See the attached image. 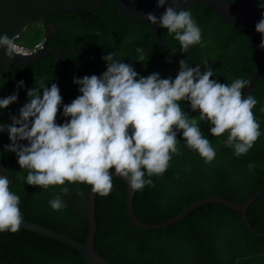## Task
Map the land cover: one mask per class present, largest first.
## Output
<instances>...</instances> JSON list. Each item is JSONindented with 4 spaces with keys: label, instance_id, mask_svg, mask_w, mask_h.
Segmentation results:
<instances>
[{
    "label": "trees",
    "instance_id": "1",
    "mask_svg": "<svg viewBox=\"0 0 264 264\" xmlns=\"http://www.w3.org/2000/svg\"><path fill=\"white\" fill-rule=\"evenodd\" d=\"M237 6V0H233ZM259 5L264 0H254ZM202 31V43L181 51L180 42L159 27L161 36L171 50L170 65L162 78L175 79L179 61L187 60L190 67L200 65L201 71L210 66L214 80L231 84L237 78L249 82L257 69L261 48L256 33L227 24L211 8L199 5L189 9ZM54 25V27H53ZM58 31V34L55 32ZM42 34L45 50L59 48L75 50L83 55L63 54L55 83L60 88L63 104H70L79 92L74 78L102 75L107 61L102 59L115 53L114 59L133 66L139 77L163 73L167 62L166 51L147 23H131L117 6L107 2L100 9L47 16L39 24L30 25L24 33ZM22 39V38H21ZM27 44H31L28 43ZM34 44V45H36ZM25 46V45H23ZM33 46V45H32ZM26 46L28 47H32ZM142 48L144 61L137 60ZM207 60L208 65H203ZM56 57L49 56L10 72L9 85L5 66L0 63V99L18 91V100L0 109V124H11V116L28 101L29 89L43 81L51 87ZM24 81L23 87H17ZM243 95L245 89L242 90ZM43 89H41V94ZM251 95L258 101L253 108L260 124L261 135L247 154L237 157L230 147L222 143L228 133L213 136L210 123L201 122L202 134L210 140L216 151L211 163H205L197 151L186 146L182 131H177L180 155H173L170 166L161 176H152L153 186L137 190L134 211L142 223L157 225L167 222L207 198H225L245 205L256 193L264 190V73L259 77ZM190 118L197 117L190 101H180ZM63 104L57 123L70 117L63 116ZM9 134L3 131L0 144V167L12 180L10 190L20 197L23 221L48 228L85 245L89 234V196L91 186L69 183L44 189L26 183L27 169H22L15 152L5 148L10 144ZM27 144V141H20ZM256 167L249 170L248 165ZM110 172H115L111 169ZM145 178H148L147 175ZM109 195L96 200L97 236L95 249L99 256L111 264H236L238 260L264 255V204L247 219L257 234L247 225L245 218L223 205L211 204L189 215L185 220L166 229L146 231L133 225L128 214V187L121 180L112 179ZM68 187L62 196L67 207L53 211L48 201ZM0 264H86L82 256L70 247L40 235L18 230L0 232Z\"/></svg>",
    "mask_w": 264,
    "mask_h": 264
},
{
    "label": "clouds",
    "instance_id": "2",
    "mask_svg": "<svg viewBox=\"0 0 264 264\" xmlns=\"http://www.w3.org/2000/svg\"><path fill=\"white\" fill-rule=\"evenodd\" d=\"M178 3V0H173ZM168 5L158 18L147 13V20L165 28L180 42L181 51L202 43V31L189 10L157 0L158 7ZM264 8V3L260 4ZM256 31L264 33V18L256 24ZM260 48H264L262 37ZM0 49L10 59L27 56L14 37L0 35ZM137 60L144 61L143 49ZM109 53L107 70L102 75L74 78L81 95L70 104H63L56 83L48 87L43 81L28 90V101L11 116V124H0V132L7 131L11 143L5 148L15 152L22 169H27L26 183L47 189L49 186L84 183L93 193L107 196L113 188L111 169L128 181L134 191L153 186L152 176H161L170 166L172 156L180 155L177 131L189 149L197 151L205 163H211L216 151L201 131L200 123L209 122L213 136L228 133L222 143L239 157L247 154L260 137V124L253 108L258 101L243 89L249 81L235 79L231 84L212 79L214 72L205 60L206 70L200 65L190 67L187 60L179 61L175 79L161 78L159 73L138 77L133 66L114 59ZM19 81L17 87H23ZM41 89L43 92L41 94ZM18 100V91L0 99V109ZM180 101H190L197 117L190 118ZM63 104V116L70 117L58 124L57 115ZM264 111V108L261 109ZM27 141V144L20 143ZM256 167L248 165L249 170ZM147 175L148 178H145ZM10 181L0 175V232H17L23 222L20 197L10 190ZM61 192L48 201L53 211L67 207Z\"/></svg>",
    "mask_w": 264,
    "mask_h": 264
},
{
    "label": "water",
    "instance_id": "3",
    "mask_svg": "<svg viewBox=\"0 0 264 264\" xmlns=\"http://www.w3.org/2000/svg\"><path fill=\"white\" fill-rule=\"evenodd\" d=\"M107 2L114 3L119 9L120 14L131 23L144 22L150 26L155 37L161 44L162 49L166 51L167 62L163 73L160 75L161 78L164 77L170 65L171 50L161 36L158 25L152 24L146 17L147 13H153L159 18L165 11L168 5L158 7L157 0H0V35L7 34L9 37L15 38L18 35L24 34V31H26L30 25L39 24L47 16L77 12L79 10L92 12L96 9H100ZM168 4L175 7L177 10L180 8L189 10L196 8L199 5L208 6L227 24L234 25L242 30L255 32L260 44L262 37H264V33L256 31L257 22L264 18V8H261L254 0H237V6L233 0H178V3H173V0H168ZM55 34H58V31H56ZM65 53L82 57L85 56L75 50L53 48L29 57L17 55L14 59L10 60L4 54V50L0 49V63L5 66L7 72V84L9 85L10 72L12 69L28 66L49 56H55L56 65L52 76V83H55L57 71L62 61L63 54ZM262 73H264V48H261V56L257 69L254 72L249 85L245 88L243 95L245 99L248 95H251ZM6 94L7 96L9 95V90ZM2 142L3 132H0V144ZM110 174L113 176L112 179L121 180L127 185L128 214L131 222L138 229L146 231L166 229L185 220L189 215L202 207L211 204H219L242 215L247 222L248 228L254 234H257L249 223L247 216L255 214L264 204V190L256 193L245 205L235 204L225 198H207L187 209L172 220L157 225H149L139 221L135 214L134 201L136 191L130 188L126 179L117 176L115 172H110ZM0 175L6 176L10 181V185L12 184V180L3 171L2 167H0ZM97 196L98 194L91 191L88 210L89 234L85 245L69 238L68 236L26 221L22 222L19 230H25L70 247L82 256L86 264H111L99 256L95 249V240L98 229L96 222ZM259 236L264 237V235ZM236 264H264V255L241 259L238 260Z\"/></svg>",
    "mask_w": 264,
    "mask_h": 264
},
{
    "label": "built area",
    "instance_id": "4",
    "mask_svg": "<svg viewBox=\"0 0 264 264\" xmlns=\"http://www.w3.org/2000/svg\"><path fill=\"white\" fill-rule=\"evenodd\" d=\"M21 38H22V34L16 36L14 39H15V42L18 45V47L21 48L23 50V52L27 53V56H24V57L33 56L35 54H38L40 52L45 51L46 40H44V41H42L40 43H37L33 47H28L27 48V47H23L22 45H20L19 40H21Z\"/></svg>",
    "mask_w": 264,
    "mask_h": 264
},
{
    "label": "rangeland",
    "instance_id": "5",
    "mask_svg": "<svg viewBox=\"0 0 264 264\" xmlns=\"http://www.w3.org/2000/svg\"><path fill=\"white\" fill-rule=\"evenodd\" d=\"M42 37H43V33L42 34H39V33H36V34H32V32H31V34L28 32V33H24V34H22V39L21 40H19V43H20V45H25V46H23V47H26V46H34V44H36L35 42L38 40V39H40V40H42ZM27 41H28V43H31V44H27ZM32 46V47H33Z\"/></svg>",
    "mask_w": 264,
    "mask_h": 264
},
{
    "label": "bare ground",
    "instance_id": "6",
    "mask_svg": "<svg viewBox=\"0 0 264 264\" xmlns=\"http://www.w3.org/2000/svg\"><path fill=\"white\" fill-rule=\"evenodd\" d=\"M8 97V96H7ZM103 258V257H102ZM103 259H105V258H103ZM106 260V259H105ZM107 261V260H106ZM109 262V261H108Z\"/></svg>",
    "mask_w": 264,
    "mask_h": 264
}]
</instances>
